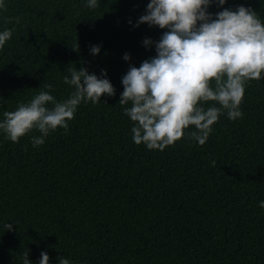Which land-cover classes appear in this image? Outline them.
Listing matches in <instances>:
<instances>
[{
    "label": "trees",
    "instance_id": "trees-1",
    "mask_svg": "<svg viewBox=\"0 0 264 264\" xmlns=\"http://www.w3.org/2000/svg\"><path fill=\"white\" fill-rule=\"evenodd\" d=\"M87 2L0 8V32L12 31L0 49V122L41 90L68 99L69 68L115 89L81 102L67 134L58 127L43 145H32L36 130L16 143L0 130V264H23L25 252L30 264L41 252L48 264H264V75L246 83L242 118L224 111L203 146L188 138L194 126L162 151L137 145L131 103H119L122 77L156 56L168 29L137 26L150 0ZM240 6L264 22V0H212L206 12L215 19Z\"/></svg>",
    "mask_w": 264,
    "mask_h": 264
},
{
    "label": "clouds",
    "instance_id": "clouds-1",
    "mask_svg": "<svg viewBox=\"0 0 264 264\" xmlns=\"http://www.w3.org/2000/svg\"><path fill=\"white\" fill-rule=\"evenodd\" d=\"M211 2L150 0L147 14L139 18L137 26L147 23L168 30L155 45L156 56L139 67H130L122 77L124 90L119 103H131L124 112L135 123L131 129L135 144L162 151L184 138L185 130L194 126L188 138L203 146L224 111L230 120L242 118L240 105L246 83L264 75V22L255 11L243 6L235 11L224 9L213 19L206 12ZM218 3L223 5L225 0ZM97 6V0H88L87 7ZM0 8H4L3 0ZM11 36V30L0 32V49ZM149 43L144 41L145 45ZM99 51L98 46L91 48L93 55ZM123 58L130 57L125 54ZM68 71L70 79L65 76L64 83L75 88L68 99L58 102L49 91L41 90L29 102L18 104L16 110L3 113L0 130L7 139L16 143L36 130L41 135L32 137V145H43L49 132L58 127L67 134L68 121L81 102L95 104L102 95L115 94L106 78L88 74L83 68ZM44 87L51 90L53 86ZM207 102L219 107L205 108ZM259 206L264 208V201ZM5 227L11 228L8 224ZM22 255L23 264H30L28 253ZM40 257L39 264H48L45 252ZM59 264L70 261L60 257Z\"/></svg>",
    "mask_w": 264,
    "mask_h": 264
}]
</instances>
